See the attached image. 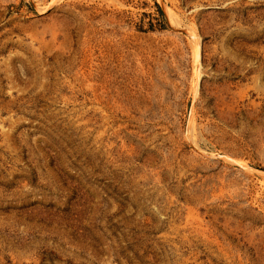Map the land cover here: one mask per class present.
<instances>
[{"label":"rangeland","instance_id":"obj_1","mask_svg":"<svg viewBox=\"0 0 264 264\" xmlns=\"http://www.w3.org/2000/svg\"><path fill=\"white\" fill-rule=\"evenodd\" d=\"M0 264H264V0H0Z\"/></svg>","mask_w":264,"mask_h":264}]
</instances>
